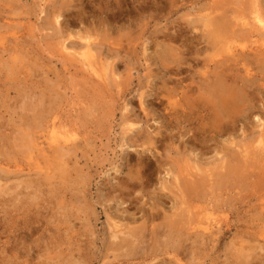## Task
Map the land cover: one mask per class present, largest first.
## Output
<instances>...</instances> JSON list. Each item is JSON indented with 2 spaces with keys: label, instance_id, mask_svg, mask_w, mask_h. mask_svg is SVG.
I'll list each match as a JSON object with an SVG mask.
<instances>
[{
  "label": "rangeland",
  "instance_id": "1",
  "mask_svg": "<svg viewBox=\"0 0 264 264\" xmlns=\"http://www.w3.org/2000/svg\"><path fill=\"white\" fill-rule=\"evenodd\" d=\"M258 1L264 9V0H0V264H264L262 189L248 177L264 164L243 168L221 190L203 185L187 205L166 203L161 221L146 219L161 184L178 191L177 173L159 174V162L177 157L195 181L221 166L213 153L200 157L198 146L184 162L166 149L182 144L178 131L166 146L154 142L155 131L170 135L163 108L180 78L213 75L215 62L229 58L239 62L231 64L240 82L248 75L241 52L264 54V35L243 25ZM220 14L236 26L222 46L200 39L206 52L187 53L179 31L200 37ZM251 73L248 102L261 105L264 80ZM257 115L248 126L240 121L234 153L256 156L264 147L250 134L264 127ZM187 206L205 240L192 224L180 252L147 249L148 229ZM131 228H146L136 248L120 245Z\"/></svg>",
  "mask_w": 264,
  "mask_h": 264
},
{
  "label": "bare ground",
  "instance_id": "2",
  "mask_svg": "<svg viewBox=\"0 0 264 264\" xmlns=\"http://www.w3.org/2000/svg\"><path fill=\"white\" fill-rule=\"evenodd\" d=\"M217 14H219V12H216V14L214 15ZM225 14L228 15V12L225 11L224 15ZM253 14L254 20H252L251 22L250 17V21L247 19L248 21L243 23V25L250 27L249 33L251 34L255 31L260 32L262 35H264V33H262V31H264V9L260 7L259 1L257 6L254 8ZM224 15L220 14L218 17L209 18L208 25L212 27V30H209L208 33H205L200 37H193L190 40L186 36L189 34V31L186 28H183L181 29V31H179L181 35V37H179L182 38V36H184V46L187 49V53L189 51H192L196 54L206 52L204 48H200L198 46L200 44V42H198L200 41V39L208 42L207 44L211 45L214 48L216 46L218 48L219 44L221 45V38H223L221 37L222 34L236 27L232 25V22H230L229 20V22L223 21L225 20ZM229 16L231 17L232 15ZM181 32L186 35L182 34ZM193 39L198 42L196 45L193 44ZM89 51L91 52L90 48ZM258 53L259 54L251 56V54L241 52L240 56L245 62L244 66L247 65L246 72L248 73V75H245L242 78V82H240L241 77H238L235 72L234 67L236 65H232L236 63L239 64L237 59L229 58L225 59L224 61L215 62L213 57H207L202 60V65L205 68H210L211 64L215 62V71H212L214 73H212L213 75H211V73H207L206 71L202 73L201 76H199V74L197 75L199 76V79L197 81L193 78L192 81L189 83L187 82V84L186 81L189 78L185 75L184 77L180 78V81L176 84V88L166 91L168 104L163 108V111L165 127L166 129H170V135H165L162 131L158 133L155 131L157 137L156 139H154L156 141H153L166 146L165 141L168 140L169 136L173 137L174 135H172V133L174 130H176L178 131L176 136L182 139L180 140V142L182 141V144L178 147L170 145L168 146V148H166L167 151L175 154L177 153L178 158L179 156H181L182 160H185L184 162H187L188 150L191 149L190 147L198 146L200 157H202L201 155H208V153H213L217 159L221 160V166H215L216 169L210 171L211 173L209 174L202 173V178L198 179V181H195L189 174H184V169L182 168L181 164H179V160L177 159V157H169L167 161L162 160V162H159L158 160L159 164L156 167L158 173L161 174L162 172H164L163 170H167V173L164 176H171V174L177 173L176 177L178 181L180 180V182L177 186L173 185V188L176 186L175 188H178V191H175L167 184H161L162 188H159L160 192L155 193L154 196V200H156L157 204L155 203L156 205L151 209V212L147 213L148 217L146 219L150 224H153L156 220H162V209H164V205L166 203H170L173 200L177 201L178 204L187 205L188 196L191 194H199L198 192L203 185L207 188L218 187L217 189L221 190V186H224L228 183V187L232 186L230 181L237 177L236 175L243 168H246V170L250 168L251 170L255 165L263 166L262 164H264V147H261L259 149L256 156L250 154L248 151H246V149L243 148L242 152L245 153V155H241L238 154V152L234 153V149L236 148V146L238 147V143H235V139L232 138L234 135H236V133H238V125L240 121L244 122L248 126V124L251 123L252 117L255 120L261 121L257 113H261L262 115H264V100L262 101L263 103L261 105L254 103V101L253 104H250L251 102H248V100H250V98H248L249 94L247 93L248 90H250L249 92H252L251 90L253 89L249 84L251 81L249 78L254 77V74L251 73L252 70L257 69V76L260 79L264 80V54H261L259 51ZM89 57L91 58L93 57V55L90 53ZM168 58L170 59L172 57H169L168 54H166L164 56V60H167ZM185 59L186 58L181 57L178 60L172 61L173 63L182 64ZM197 60L199 61L200 59L197 58ZM249 60H251V62ZM252 61H254V63H252ZM249 67H251V69ZM164 68L169 72L172 71V69H169L166 66H164ZM94 72L97 73V71ZM248 76L250 77L248 78ZM243 87L245 88V90L243 89ZM197 93L199 94L198 96ZM143 110L147 112L145 108H143ZM128 127H134V124L129 122ZM259 127H262V129L257 132L250 130L249 131L252 136L257 135L259 138H262L261 142L264 143V127ZM183 130H185V132ZM153 131L152 133H154ZM227 134L229 135L228 138L223 139L222 137ZM137 136L138 138H140V135ZM151 137L148 138L149 141H146L150 142V140H152ZM153 141H151L150 143H152ZM194 156L198 157V154H195ZM252 172H249L250 176L248 177H251L250 179L255 178V182L251 181V184L258 185L259 190L262 189L260 200L263 203L264 208V168H260L259 171L253 169ZM242 175L245 176V174ZM174 191L176 193H174ZM178 192H180V194ZM174 194H176V196ZM164 219L165 221H167L163 226L159 225L158 227H156L153 225L150 229H148L151 239L148 243L147 249H149L150 247L156 248L157 246L164 249V245L165 249L167 250L170 249L175 253L180 252L182 249H184V243L187 244L188 237L190 236V225L192 224L199 227V229H202V232H199L198 234L203 237V240H205L204 233L206 232V229L201 227L202 221L193 219L189 216L188 206L186 209L184 208L183 212H181L177 216H171V218ZM145 229L146 228H141L140 230H136L131 228L124 230L122 232L124 236L120 238V245H126L128 247L129 245H131L132 247L134 246L136 248L138 244H142L143 242L142 239L145 235L141 237L140 234H142ZM167 233L171 238H168V241L166 240L165 243L164 241L161 242V240L156 237L157 235L167 236ZM113 237L119 238V236H117L116 234H113ZM144 242H147V240H145ZM166 246H171L172 248H166ZM144 257L145 256H142V258Z\"/></svg>",
  "mask_w": 264,
  "mask_h": 264
}]
</instances>
